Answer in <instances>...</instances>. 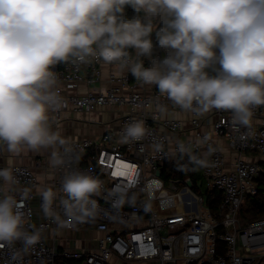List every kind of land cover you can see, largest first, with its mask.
Here are the masks:
<instances>
[{"label": "clouds", "instance_id": "obj_1", "mask_svg": "<svg viewBox=\"0 0 264 264\" xmlns=\"http://www.w3.org/2000/svg\"><path fill=\"white\" fill-rule=\"evenodd\" d=\"M126 6L136 16L127 18ZM128 49L137 56L128 68L136 80L155 85L184 112L229 111L232 125L252 135L254 109L264 106V0H0V141L8 152L51 148L50 162L64 165L70 146L49 125V113L64 103L52 68L70 58L83 62L91 57L108 64L119 61L123 69L129 65ZM157 109L164 111L159 104ZM147 135L144 121L136 120L125 126L120 141L132 144ZM152 147L159 152L163 145L154 141ZM177 151L189 153L188 164L195 170L209 166L206 157L214 149L209 145L200 156L178 143ZM185 167L178 164V170ZM17 183L11 168H0L5 264H26L42 240L43 226L26 227L21 201L30 199V189L17 199ZM101 188L99 178L72 170L62 181L63 218L50 187L41 193V211L61 228L68 219L92 221L97 214L92 197ZM135 202L134 194L114 191L113 218Z\"/></svg>", "mask_w": 264, "mask_h": 264}, {"label": "built area", "instance_id": "obj_2", "mask_svg": "<svg viewBox=\"0 0 264 264\" xmlns=\"http://www.w3.org/2000/svg\"><path fill=\"white\" fill-rule=\"evenodd\" d=\"M129 50L134 57L128 56L126 71L112 72L110 87L97 93L71 94L60 85L71 89L82 83H98L102 59L89 57L81 62L70 58L52 68L64 101L59 111L50 112L56 123L69 110L81 113L106 107L125 110L119 126L99 138L68 141L71 150L64 154L65 164L55 166L52 186L57 196L56 211L62 218L59 200L65 198L62 181L68 172L84 171L102 181L100 192L92 197L97 203L95 219L83 222L68 219L67 226L62 228L67 234L64 242L79 246H58L57 236L53 243H48L47 233L58 226L41 211L38 176L24 165L6 166L0 156V168H11L17 178L13 192L17 199L24 188L30 189V199L21 201L28 217L26 227L43 226L41 243L25 258L26 264H264V217L243 225L239 216L246 199L259 193L264 177V106L254 109L252 135L232 125L229 111L214 109L203 115L184 112L166 95H161L155 85L143 84L132 76L128 68L137 56L134 49ZM141 60L147 66V59ZM119 64L117 61L109 65ZM158 104L163 106V112L157 109ZM178 112L190 114L187 125L172 117ZM136 120L144 121L148 135L136 143H121L120 133ZM216 140L224 141L234 153L232 160ZM154 141L163 145L161 151L153 149ZM178 143L200 156L209 145L213 147L214 152L206 157L209 166L202 168V175L208 189L223 195L220 219L200 209L204 199L193 191L190 178L166 181L162 173L157 175L166 161L189 156L177 151ZM166 184H171L176 193H167ZM181 184L184 186L178 188ZM114 191L136 196L135 204H126L115 218L111 211ZM37 197L35 209L33 202ZM7 258V249L0 250V264H5Z\"/></svg>", "mask_w": 264, "mask_h": 264}, {"label": "crops", "instance_id": "obj_3", "mask_svg": "<svg viewBox=\"0 0 264 264\" xmlns=\"http://www.w3.org/2000/svg\"><path fill=\"white\" fill-rule=\"evenodd\" d=\"M130 57H134V52L128 51ZM140 57L139 59H141ZM126 71L125 68L121 69L119 66H111L108 63L102 64V77L101 80L93 85L82 83L75 88L67 89L60 85L61 89L67 93L84 95L88 92H99L104 91L110 87L109 75L112 72L122 74ZM124 109L118 107H106L100 108L99 110L92 113H81L73 110L66 111L63 115L61 122L56 123L53 115L49 113V125L52 131H58L60 136L66 140V142L74 139L82 138H99L110 128H117L119 126V119L124 113ZM172 117L182 119L187 125V121L190 119V114L184 112H178L172 114ZM185 125V126H186ZM206 132H212L208 128H204ZM216 142L222 146L226 152L229 160L234 158V153L229 151L224 141L216 140ZM52 149H41L40 151H31L24 149L20 154L9 153L7 146L4 142L0 141V156L6 166L12 165H24L31 168L38 176L40 181L39 193L46 188H52V181L54 178L55 166L51 161ZM35 209L38 207V197L33 202ZM207 208V207H206ZM208 209V208H207ZM209 210V209H208ZM66 232L61 228L57 227L47 233L48 243H53V238L58 237V246H70L77 247V243L67 244L63 238L66 236Z\"/></svg>", "mask_w": 264, "mask_h": 264}, {"label": "trees", "instance_id": "obj_4", "mask_svg": "<svg viewBox=\"0 0 264 264\" xmlns=\"http://www.w3.org/2000/svg\"><path fill=\"white\" fill-rule=\"evenodd\" d=\"M124 15L131 19L136 16L134 9L131 6H126ZM143 19L144 14H140ZM158 27V25H157ZM153 43L156 44L155 33L152 34ZM178 164H184L186 167L184 170H178ZM202 168L192 170V165L188 164V157L181 156L177 159H170L162 166V178L166 181L170 179H184L190 178L193 184V191L202 196L204 199L205 207H207L212 215L218 219L221 218V205L223 201V195L218 191H211L205 185V181L202 175ZM246 206V207H245ZM252 214L256 218L264 216V177L260 181L259 193L256 196L248 197L240 210L241 214Z\"/></svg>", "mask_w": 264, "mask_h": 264}, {"label": "rangeland", "instance_id": "obj_5", "mask_svg": "<svg viewBox=\"0 0 264 264\" xmlns=\"http://www.w3.org/2000/svg\"><path fill=\"white\" fill-rule=\"evenodd\" d=\"M250 155V154H249ZM175 159H177V158H175ZM179 179H181V178H179ZM184 185H178V188H182ZM166 192L167 193H169V194H172V193H176V190H174L173 189V187H172V185L171 184H166ZM179 202V200H178V198H177V203ZM246 207V206H245ZM200 209L203 211V212H207L208 213V211L210 212V210H208L206 207H205V204H203L201 207H200ZM211 213V212H210ZM212 214V213H211ZM240 216V219H241V222H242V224L243 225H246L248 222H250V221H252V220H256V219H258V218H256V219H254L255 217L252 215V214H241V215H239ZM262 217H264V216H262ZM261 218V217H260ZM79 235V237H82V233H79L78 234ZM88 236H90L89 234H88Z\"/></svg>", "mask_w": 264, "mask_h": 264}, {"label": "water", "instance_id": "obj_6", "mask_svg": "<svg viewBox=\"0 0 264 264\" xmlns=\"http://www.w3.org/2000/svg\"><path fill=\"white\" fill-rule=\"evenodd\" d=\"M157 175H158V176H161V171H159V172L157 173Z\"/></svg>", "mask_w": 264, "mask_h": 264}, {"label": "bare ground", "instance_id": "obj_7", "mask_svg": "<svg viewBox=\"0 0 264 264\" xmlns=\"http://www.w3.org/2000/svg\"><path fill=\"white\" fill-rule=\"evenodd\" d=\"M186 197H188L189 198V196L187 195ZM182 198L184 199V197L182 196Z\"/></svg>", "mask_w": 264, "mask_h": 264}]
</instances>
